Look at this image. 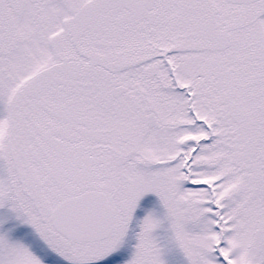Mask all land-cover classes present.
Listing matches in <instances>:
<instances>
[{
    "label": "snow or ice",
    "instance_id": "snow-or-ice-1",
    "mask_svg": "<svg viewBox=\"0 0 264 264\" xmlns=\"http://www.w3.org/2000/svg\"><path fill=\"white\" fill-rule=\"evenodd\" d=\"M0 264H264V0H0Z\"/></svg>",
    "mask_w": 264,
    "mask_h": 264
}]
</instances>
